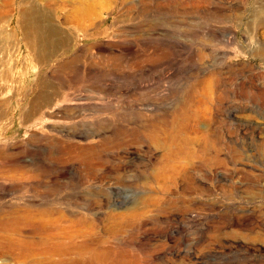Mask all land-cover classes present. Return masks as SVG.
<instances>
[{
  "label": "rangeland",
  "instance_id": "rangeland-1",
  "mask_svg": "<svg viewBox=\"0 0 264 264\" xmlns=\"http://www.w3.org/2000/svg\"><path fill=\"white\" fill-rule=\"evenodd\" d=\"M31 6L67 37L49 62ZM0 252L264 264V0H0Z\"/></svg>",
  "mask_w": 264,
  "mask_h": 264
},
{
  "label": "bare ground",
  "instance_id": "bare-ground-1",
  "mask_svg": "<svg viewBox=\"0 0 264 264\" xmlns=\"http://www.w3.org/2000/svg\"><path fill=\"white\" fill-rule=\"evenodd\" d=\"M50 4L51 3H47L48 6H50ZM74 14L79 16L81 14L80 9L76 8ZM47 18L46 14L43 15V13L34 6L26 8L21 11L20 14V21L25 40L30 43V46L37 52L39 58L42 59L43 62L51 61L56 52L59 53L61 51H66L68 44L66 35L55 28H51L46 23ZM58 93V88H54L50 85L47 78L41 77L37 83H35L34 89L31 92L32 99L30 101V114H32V116H30V119L32 117L34 118L33 112L39 101L46 107H50L53 104V96ZM34 113H36V111ZM165 137L166 140L176 145L182 140L180 138L181 135L178 132H170L169 134H166ZM7 254V252H4L1 257H5Z\"/></svg>",
  "mask_w": 264,
  "mask_h": 264
}]
</instances>
